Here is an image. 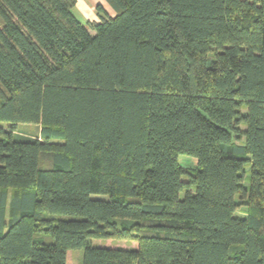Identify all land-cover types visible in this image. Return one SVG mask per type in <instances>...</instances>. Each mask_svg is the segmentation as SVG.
<instances>
[{
  "label": "trees",
  "instance_id": "obj_1",
  "mask_svg": "<svg viewBox=\"0 0 264 264\" xmlns=\"http://www.w3.org/2000/svg\"><path fill=\"white\" fill-rule=\"evenodd\" d=\"M108 2L0 0V264H264V0Z\"/></svg>",
  "mask_w": 264,
  "mask_h": 264
},
{
  "label": "rangeland",
  "instance_id": "obj_2",
  "mask_svg": "<svg viewBox=\"0 0 264 264\" xmlns=\"http://www.w3.org/2000/svg\"><path fill=\"white\" fill-rule=\"evenodd\" d=\"M6 122H0V124H4ZM18 127L20 128L19 130L22 129V131L27 132V133H31V134H37L39 132V126L35 123H19ZM180 163L185 166V167H190L192 165H194L196 163V160L193 157L187 156V155H181L180 158ZM11 191V190H10ZM93 197L95 198H101V197H106L104 194H97L94 193L92 194ZM102 239H93L94 243H99V244H106V245H110V246H116V245H120V246H124L127 247L128 246V242L125 241H118L117 243H112L110 240H107L105 242H101ZM131 246H136V243H130ZM81 257V250L80 249H74L72 250V255H71V262L70 264H78L79 259Z\"/></svg>",
  "mask_w": 264,
  "mask_h": 264
},
{
  "label": "crops",
  "instance_id": "obj_3",
  "mask_svg": "<svg viewBox=\"0 0 264 264\" xmlns=\"http://www.w3.org/2000/svg\"><path fill=\"white\" fill-rule=\"evenodd\" d=\"M99 5H101L104 11L109 15H115V11L108 0H76L74 13L84 22L99 21L101 20V13H103L99 12Z\"/></svg>",
  "mask_w": 264,
  "mask_h": 264
}]
</instances>
